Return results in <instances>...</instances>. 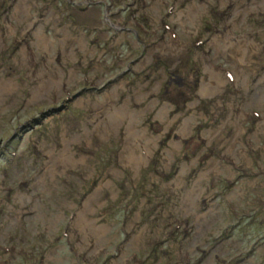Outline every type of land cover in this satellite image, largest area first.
Instances as JSON below:
<instances>
[{"label":"rangeland","instance_id":"1","mask_svg":"<svg viewBox=\"0 0 264 264\" xmlns=\"http://www.w3.org/2000/svg\"><path fill=\"white\" fill-rule=\"evenodd\" d=\"M263 237L264 0H0V264H264Z\"/></svg>","mask_w":264,"mask_h":264},{"label":"trees","instance_id":"2","mask_svg":"<svg viewBox=\"0 0 264 264\" xmlns=\"http://www.w3.org/2000/svg\"><path fill=\"white\" fill-rule=\"evenodd\" d=\"M239 226V225H238ZM246 227H257V224L254 222V223H251V224H247L246 225ZM245 226L243 227V228H246ZM243 228H241V229H243ZM262 240H264V237H263V239Z\"/></svg>","mask_w":264,"mask_h":264}]
</instances>
